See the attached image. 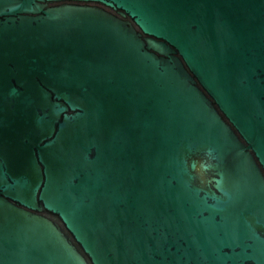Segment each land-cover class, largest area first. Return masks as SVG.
<instances>
[{"label": "water", "instance_id": "95a60500", "mask_svg": "<svg viewBox=\"0 0 264 264\" xmlns=\"http://www.w3.org/2000/svg\"><path fill=\"white\" fill-rule=\"evenodd\" d=\"M0 264H264V0H0Z\"/></svg>", "mask_w": 264, "mask_h": 264}]
</instances>
